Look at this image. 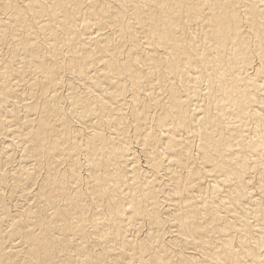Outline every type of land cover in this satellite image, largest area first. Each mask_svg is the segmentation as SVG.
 I'll list each match as a JSON object with an SVG mask.
<instances>
[{"label": "bare ground", "instance_id": "obj_1", "mask_svg": "<svg viewBox=\"0 0 264 264\" xmlns=\"http://www.w3.org/2000/svg\"><path fill=\"white\" fill-rule=\"evenodd\" d=\"M0 264H264V0H0Z\"/></svg>", "mask_w": 264, "mask_h": 264}]
</instances>
